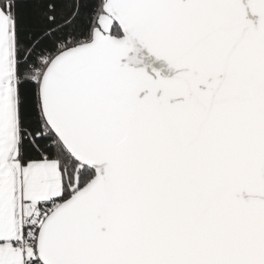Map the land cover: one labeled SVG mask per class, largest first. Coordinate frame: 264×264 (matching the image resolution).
Returning <instances> with one entry per match:
<instances>
[{"label":"snow or ice","instance_id":"snow-or-ice-1","mask_svg":"<svg viewBox=\"0 0 264 264\" xmlns=\"http://www.w3.org/2000/svg\"><path fill=\"white\" fill-rule=\"evenodd\" d=\"M0 264H264V0H0Z\"/></svg>","mask_w":264,"mask_h":264}]
</instances>
